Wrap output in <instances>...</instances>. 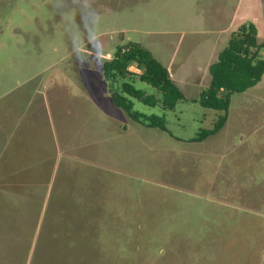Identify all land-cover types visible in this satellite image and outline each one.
<instances>
[{
    "label": "rangeland",
    "instance_id": "1",
    "mask_svg": "<svg viewBox=\"0 0 264 264\" xmlns=\"http://www.w3.org/2000/svg\"><path fill=\"white\" fill-rule=\"evenodd\" d=\"M95 3L104 16L107 59L72 54L53 0H0V113L19 85L41 86L42 93L48 87L45 94L53 96L59 82L63 98L46 123L63 152L79 157L67 189L89 184L104 201L94 214L73 213L72 207L60 214L42 212L40 205L39 213L29 214L0 208V264H264V77L232 95L217 135L192 144L172 136L196 137L225 113L209 109L205 120L192 110L169 113L170 133L147 127L114 106L103 72L118 49L138 43L171 71L186 97L207 91V65L218 60L231 33L255 24L264 40V0ZM236 8L241 14L231 20ZM218 14L224 19L208 20ZM116 80L113 93L126 81L160 94L136 75ZM134 103L136 112L163 116L159 106ZM50 220L59 226L91 222L88 242L69 244L68 227L66 239L49 240ZM24 221L29 236L21 239ZM35 222L43 226L41 236Z\"/></svg>",
    "mask_w": 264,
    "mask_h": 264
},
{
    "label": "crops",
    "instance_id": "2",
    "mask_svg": "<svg viewBox=\"0 0 264 264\" xmlns=\"http://www.w3.org/2000/svg\"><path fill=\"white\" fill-rule=\"evenodd\" d=\"M251 6L247 7L245 11L250 10ZM231 14L234 16L231 20H234L241 14V10L236 8ZM198 19L205 20V18ZM223 19L224 17L218 14L208 20ZM211 65H207V68L210 69ZM172 79L182 90L173 76ZM104 80L106 81L107 97L112 99L113 90L110 89V86L117 80H107L105 77ZM123 80H127V78ZM23 86L19 85L15 92L13 91L9 95L8 105L0 113V208H5L4 212L10 214L39 213L40 210H35V206L39 205L43 206L42 212H47L51 208L50 211L57 214L66 211L67 207H72L71 211L77 214L101 213V203L104 201L100 196L94 197V191L89 187V184H86L85 187L81 186L79 189H67V186L72 185L68 181L71 180L69 175L75 169L73 165L79 157L69 151L63 152L62 145L57 140L58 137L55 136L51 126L49 127L50 124L46 123L50 119L53 106L56 108L57 103L63 98L62 85L59 82L54 84L53 96L45 94L48 87L42 93L43 87L41 86L35 90H23ZM204 91L206 90L203 89L197 95L189 97L185 95L186 99L179 101L173 110L163 108L162 96L157 95L156 92L155 96L159 100L157 106L161 107L165 119L169 113L178 112L184 115L187 111L192 110L205 120L209 115V109H205L198 101ZM131 100L135 107V99L131 98ZM262 115L264 117V112ZM172 137L192 144L198 143L194 141L197 136L188 140ZM56 189L58 190L55 191ZM28 222L31 224L30 221ZM26 223L22 224L21 239L29 236V227ZM35 223L37 224V227H34L37 231L35 234L41 236L43 226L38 222ZM47 224L52 225L50 227L48 225V230L46 229L49 240L66 239L65 227H68L69 244L73 245L87 243L88 228H92L91 222L87 221L84 223L73 222L70 226H62V224L59 226L58 221L50 220ZM25 243L23 240V244Z\"/></svg>",
    "mask_w": 264,
    "mask_h": 264
},
{
    "label": "trees",
    "instance_id": "3",
    "mask_svg": "<svg viewBox=\"0 0 264 264\" xmlns=\"http://www.w3.org/2000/svg\"><path fill=\"white\" fill-rule=\"evenodd\" d=\"M127 48L126 52L123 49ZM117 50L115 57L104 64V76L107 80L117 77L126 79L136 75L139 80L155 88L162 95V106L173 110L185 95L172 79L170 71L153 55L151 51L138 43ZM264 40H260L255 24L242 26L233 32L228 45L220 52L218 60L210 66L211 82L207 91L198 100L205 109L221 111L225 114L215 123L212 129H203L195 142H203L217 135L228 121L231 98L235 93H244L256 87L264 77ZM132 99L149 107L159 103L155 95L137 89L125 82L119 92L112 93L115 106L127 112L136 121L147 122L150 128L169 132L164 116H145L133 110ZM143 119V120H142Z\"/></svg>",
    "mask_w": 264,
    "mask_h": 264
},
{
    "label": "clouds",
    "instance_id": "4",
    "mask_svg": "<svg viewBox=\"0 0 264 264\" xmlns=\"http://www.w3.org/2000/svg\"><path fill=\"white\" fill-rule=\"evenodd\" d=\"M65 5H69L66 10L56 11L58 7ZM52 7L54 15L60 17V26L71 45L72 54L77 59H86L93 54L98 58H110L103 46L104 16L95 0H53ZM97 44L101 47L97 48Z\"/></svg>",
    "mask_w": 264,
    "mask_h": 264
},
{
    "label": "built area",
    "instance_id": "5",
    "mask_svg": "<svg viewBox=\"0 0 264 264\" xmlns=\"http://www.w3.org/2000/svg\"><path fill=\"white\" fill-rule=\"evenodd\" d=\"M127 50H128L127 48H124V49H123V52H126Z\"/></svg>",
    "mask_w": 264,
    "mask_h": 264
}]
</instances>
